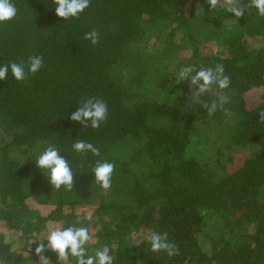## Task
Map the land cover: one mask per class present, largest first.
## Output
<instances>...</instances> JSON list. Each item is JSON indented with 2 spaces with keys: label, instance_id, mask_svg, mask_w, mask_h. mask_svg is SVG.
Masks as SVG:
<instances>
[{
  "label": "trees",
  "instance_id": "obj_1",
  "mask_svg": "<svg viewBox=\"0 0 264 264\" xmlns=\"http://www.w3.org/2000/svg\"><path fill=\"white\" fill-rule=\"evenodd\" d=\"M197 1L90 0L79 18L62 20L52 0H12L16 17L0 23V66L43 57L24 81L10 69L0 80V253L14 264H29L28 256L8 234L27 239L36 254L44 223L64 228L78 219L77 226L111 249L114 264H264V40L250 50L243 33L223 31L221 49L203 54L192 24ZM175 8L183 20L171 32L182 33L191 48L182 63L166 61L172 48L144 29L146 17L165 19ZM218 10L223 19L235 18ZM247 28L264 36V17L258 14V24ZM92 29L100 34L95 46L84 39ZM190 64L223 65L229 87L213 85L196 102L194 86L176 79ZM222 92L229 102L209 116L202 105ZM92 97L108 107L100 127L70 121ZM213 126L229 127L232 135L215 155H203ZM76 140L101 155L73 151ZM49 145L69 160L71 191L51 188L36 167L34 159ZM98 160L115 164L108 190L95 182ZM92 196L99 205L88 220L77 210ZM35 202L48 209L33 208ZM152 232L166 233L179 254L151 252L145 237ZM87 247L90 253L100 248L92 241ZM48 252L49 264H63Z\"/></svg>",
  "mask_w": 264,
  "mask_h": 264
},
{
  "label": "clouds",
  "instance_id": "obj_2",
  "mask_svg": "<svg viewBox=\"0 0 264 264\" xmlns=\"http://www.w3.org/2000/svg\"><path fill=\"white\" fill-rule=\"evenodd\" d=\"M211 10L221 6L227 13L240 18L245 14V10L255 8L259 16L264 17V0H204ZM55 5V14L62 20L79 18V15L89 7L90 0H52ZM17 15V8L12 0H0V23L10 21ZM99 31L92 29L84 34V39L89 40L92 45L99 43ZM43 65V57L33 55L28 57L27 63L12 62L0 66V80L8 78L9 69L16 81H24L29 75L37 73ZM177 82L188 81L189 86L195 88L193 99L199 102V97L212 90L216 85L219 89H227L230 85V77L225 75L223 65L217 64L215 68H200L195 65L181 67L177 74ZM229 102V97L223 92L216 100L210 104L204 103L203 108L207 109L208 115L215 114L218 108L223 109ZM108 115L107 104L97 98H87L82 100L80 106L68 116L70 121L79 122L83 128H88L89 123L92 128L100 127V124L106 120ZM259 121L264 122V111L259 112ZM73 151L86 156L91 153L95 157L101 155L100 149L92 143L83 140H76L72 145ZM60 149L55 145L47 146L44 151L34 160L36 167L41 169L46 175L51 188L60 190L62 187L71 191L74 186V172L70 166L69 160L59 155ZM115 170V164L108 161H97L93 168L96 184L103 190L111 188L112 174ZM88 220L92 219L89 214ZM80 224L78 219L74 224L68 227H53L47 235L40 241L35 248V253L40 257L42 264H49V258L43 253L51 251L56 254L61 262L68 261L71 257L73 264H114L115 256L108 246H103L93 250L91 253L87 245L92 241V235L87 227L77 226ZM145 239L150 244V250L153 253L166 252L169 257L179 254L177 246L169 242L167 234L152 232ZM46 240V243L44 242ZM7 254L0 253V264H14L13 260L7 258Z\"/></svg>",
  "mask_w": 264,
  "mask_h": 264
},
{
  "label": "rangeland",
  "instance_id": "obj_3",
  "mask_svg": "<svg viewBox=\"0 0 264 264\" xmlns=\"http://www.w3.org/2000/svg\"><path fill=\"white\" fill-rule=\"evenodd\" d=\"M247 3V0H244ZM191 5V2L188 4ZM194 17H193V32L195 37L201 42L202 44V52L203 54H210L212 51L221 49V43L218 39V35L221 32H226L228 30L234 32H241L243 33L244 37L247 40V44L250 50L254 48H258V46H262L264 36L258 35V33H249L248 26L252 24H258V12L255 8H249L245 10V14L240 18L235 17H228L227 19H223L220 11L218 10V6L215 10H211L210 7L204 2V0H198L196 5L194 6ZM250 19V22L247 20ZM182 16L179 13V8L172 9V12L169 16L165 19H152L146 17L144 23V29L146 30V34L152 35L156 39H160L164 41L163 48L171 47L172 54L168 56L166 61L172 63H182L187 62L189 56H191V48L189 44L186 42L185 38L183 37L182 33H173L172 30H177L181 28L182 24ZM157 36L161 37L158 38ZM169 41V43L166 41ZM174 45V46H173ZM146 68V67H145ZM147 73V72H144ZM207 134V141L205 145L201 147L203 155L208 153L215 155L214 152L217 146H220L230 140L232 129L229 127L221 126V127H211L210 131L206 132ZM202 141L204 142L205 139L203 138ZM250 149V147H243L239 148L240 151H245ZM99 205V198L97 197H87L86 201L84 202V206L77 210L78 215L80 216H88L89 214L93 213V211ZM33 208L39 209L40 211H45L48 209L47 206L41 205L38 203L32 204ZM3 226V225H2ZM53 227L50 223H44L42 225V231L40 234V238H44L47 235L49 230ZM10 233V232H8ZM14 233V234H13ZM8 234V237L11 240L15 241V248L21 249L27 256H28V263L29 264H42L40 257L37 254H32L30 250V242L26 239L19 240L18 235L16 232ZM143 235L139 234L135 236L133 242L135 243L138 240H141ZM101 238L93 237L92 243L94 246H99L102 248L106 246L105 244L101 243ZM129 240L131 241V236L129 235ZM48 256L54 261L58 262L57 256L55 253L49 251L47 253ZM71 260L62 262L63 264H71Z\"/></svg>",
  "mask_w": 264,
  "mask_h": 264
},
{
  "label": "crops",
  "instance_id": "obj_4",
  "mask_svg": "<svg viewBox=\"0 0 264 264\" xmlns=\"http://www.w3.org/2000/svg\"><path fill=\"white\" fill-rule=\"evenodd\" d=\"M259 35V34H258ZM260 47V45L258 46V48Z\"/></svg>",
  "mask_w": 264,
  "mask_h": 264
}]
</instances>
